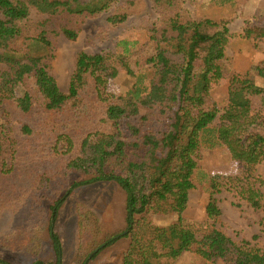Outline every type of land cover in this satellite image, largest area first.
Returning a JSON list of instances; mask_svg holds the SVG:
<instances>
[{
  "label": "trees",
  "instance_id": "obj_1",
  "mask_svg": "<svg viewBox=\"0 0 264 264\" xmlns=\"http://www.w3.org/2000/svg\"><path fill=\"white\" fill-rule=\"evenodd\" d=\"M181 3L149 0L136 15L135 0H0V213L15 218L0 250L24 251L34 258L29 264H85L125 238L118 264H175L189 251L208 262L264 264V245L236 241L215 225L223 187L236 205L260 211L264 225V175L248 182L210 175L208 224L180 216L201 146L264 166V62L230 80L222 109L209 87L216 69L229 68V41L248 38L252 20L234 34L226 21L193 16ZM31 10L43 17L32 21ZM102 12L96 38L107 41L134 23L151 51L134 60L136 71L128 40L118 41L120 49L80 51L67 91L60 90L51 73L55 39H75L79 23ZM121 73L124 90L105 98L104 87ZM99 182L123 192L124 227L107 232L97 212L77 202L75 247L66 255L56 230L60 209L72 191ZM170 214L178 220L156 223ZM46 246L51 258L44 260ZM0 264L15 263L0 256Z\"/></svg>",
  "mask_w": 264,
  "mask_h": 264
},
{
  "label": "rangeland",
  "instance_id": "obj_2",
  "mask_svg": "<svg viewBox=\"0 0 264 264\" xmlns=\"http://www.w3.org/2000/svg\"><path fill=\"white\" fill-rule=\"evenodd\" d=\"M107 1V0H103ZM136 15L149 5V0H135ZM181 6L187 8L193 16H208L214 19H222L227 22L230 32L238 33L245 27L246 21L252 20L253 26L248 38H232L227 46V54L230 57L229 68L216 69L210 78V93L222 109L227 102V86L232 79L246 76L249 67L256 62H264V0H234L232 5H220L213 0H182ZM111 10V8L109 9ZM151 10H148L150 14ZM152 13V12H151ZM107 12L97 16L87 17L79 23L78 35L75 39H67L60 36L55 39L56 53L52 61L51 73L60 90L66 92L69 79L74 67L75 57L80 51L98 52L120 49L117 43L120 40L131 42L130 56L131 67L137 70L134 60L151 51L147 33L139 28L129 25L127 28L117 31L107 41L95 37L98 27L102 24ZM29 17L32 21L42 18L43 15L31 10ZM134 43V44H133ZM141 52V53H140ZM226 62V61H225ZM139 68V66H138ZM131 80V79H130ZM127 75L120 74L117 78L108 82L102 94L105 98L113 96L124 90ZM217 119L214 120V123ZM198 169L195 173V187L189 194L188 206L180 215L185 223L197 227H205L208 219L204 210L207 202V191L204 181L208 176L219 174L230 176L238 182H248L254 176L264 175V166L250 164L239 158H232L223 147L207 148L201 146L197 153ZM221 214L215 221L217 228L232 237L236 241L249 240L258 246L264 245V225L260 222L263 215L260 211L252 209L246 203L238 206L234 203L231 193L224 187L215 195ZM85 203L89 208L97 212L104 230L114 233L121 230L125 224V204L121 189L114 183L99 182L77 188L72 191L70 197L63 203L56 223V230L64 246L66 255H70L75 247V204ZM178 220L177 214L157 218V224H169ZM15 218L9 213H0V239L14 225ZM258 238L254 239V236ZM119 239V238H117ZM116 239V240H117ZM127 240L121 238L111 246L102 249L91 258L87 264H118L123 249L127 246ZM0 256L5 262L15 264H29L34 261L33 256L20 250H0ZM48 246L41 259H50ZM175 264H234L223 261L208 262L196 252L185 253Z\"/></svg>",
  "mask_w": 264,
  "mask_h": 264
},
{
  "label": "water",
  "instance_id": "obj_3",
  "mask_svg": "<svg viewBox=\"0 0 264 264\" xmlns=\"http://www.w3.org/2000/svg\"><path fill=\"white\" fill-rule=\"evenodd\" d=\"M125 232H123L122 234H124ZM96 253V251H93L92 253H90L86 259L85 264H87V262L92 258V256Z\"/></svg>",
  "mask_w": 264,
  "mask_h": 264
}]
</instances>
